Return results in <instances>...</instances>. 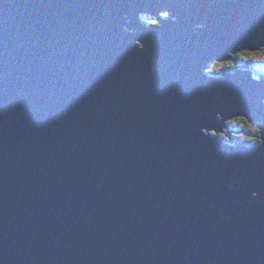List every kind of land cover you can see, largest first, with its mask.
<instances>
[{
    "label": "water",
    "instance_id": "water-1",
    "mask_svg": "<svg viewBox=\"0 0 264 264\" xmlns=\"http://www.w3.org/2000/svg\"><path fill=\"white\" fill-rule=\"evenodd\" d=\"M261 42L264 0H0V264H264V145L219 135L264 79L205 70Z\"/></svg>",
    "mask_w": 264,
    "mask_h": 264
},
{
    "label": "trees",
    "instance_id": "trees-1",
    "mask_svg": "<svg viewBox=\"0 0 264 264\" xmlns=\"http://www.w3.org/2000/svg\"><path fill=\"white\" fill-rule=\"evenodd\" d=\"M146 15H148V16H152V15H150V14H142L141 15L142 19L145 22H147L148 24L158 25V24H153L152 23L153 20L158 21L159 24H160V21L157 20L156 16L152 17L153 19L149 22V21L146 20ZM234 56H236L238 58V60L241 62V63H239V65H235L234 62L232 61L233 62V67H235V68H238V69L239 68H243V69L251 70L252 72L253 71H258L259 69L260 70L261 69H264V58L257 57L258 58L257 59L256 57L254 58L252 56H247L246 58H241V57L237 56L236 54ZM211 64L212 63H210L208 67H210ZM225 66H227V69H229V66L228 65H225ZM226 72H231V71H226ZM224 74H226V73H224ZM258 76L259 77L262 76L261 79H264V74L263 73L262 74H258ZM236 120L239 121V122H241V124H239L237 127H233V129H236L237 132H241L243 130V128H244L243 125L245 126V128H249V125L250 124L249 123L246 124V122H244V121H248L246 118L243 119L244 121H242L239 118H237ZM258 132H259V130H258ZM250 136H253L254 138H250ZM240 138L241 139L239 141H237L236 143H234V144H238V145L239 144L253 145V144H257L258 140H260L259 134L254 133V130L253 129H252L251 134H246V135L240 136ZM224 139H226V138H224Z\"/></svg>",
    "mask_w": 264,
    "mask_h": 264
},
{
    "label": "rangeland",
    "instance_id": "rangeland-1",
    "mask_svg": "<svg viewBox=\"0 0 264 264\" xmlns=\"http://www.w3.org/2000/svg\"><path fill=\"white\" fill-rule=\"evenodd\" d=\"M150 15H152V14H150ZM152 17H154L153 15L152 16H148V15H146V20L147 21H151L153 18ZM239 52V51H238ZM235 54V53H234ZM234 54L232 55V58H233V56H234ZM231 58V59H232ZM257 58V57H256ZM231 59H226V60H231ZM217 62V60H213V62ZM224 61V60H223ZM223 61H219V62H223ZM212 61H210L209 62V64L211 63ZM212 62V63H213ZM241 63V62H240ZM226 67H225V65L223 66V67H219L218 66V64H216V65H211L210 67H208V68H206L205 70L207 71V73L209 74V75H213V76H217V77H220V76H223V75H225L223 72H226V71H231V72H228V73H232V72H234V71H237L238 70V68H235V67H231V68H229V69H225ZM259 72H261V73H264V69H261V70H258V71H253L252 73H253V75H256L257 73H259ZM255 77H257V76H255ZM258 78V77H257ZM234 121V122H233ZM232 122L229 120L228 122H231V124H241V122H239V121H237V120H233ZM247 123H249L250 125H249V128H245V126L243 125V130H242V135H230V137H229V133L228 132H221L219 135H221V137L222 138H226V140L228 141V143H231V141H230V139H234V140H237V141H239L241 138H240V136H243V135H246V134H251V132H252V129L254 130V133H256V134H259V132H258V128L256 127L257 125L256 124H259V123H257V122H248L247 121ZM254 123H256V124H254ZM213 133V132H212ZM216 133V132H215ZM214 133V134H215ZM215 135H217V134H215ZM250 138H254L253 136H250Z\"/></svg>",
    "mask_w": 264,
    "mask_h": 264
},
{
    "label": "snow or ice",
    "instance_id": "snow-or-ice-1",
    "mask_svg": "<svg viewBox=\"0 0 264 264\" xmlns=\"http://www.w3.org/2000/svg\"><path fill=\"white\" fill-rule=\"evenodd\" d=\"M159 7H168V5L167 4H161V5H159ZM158 14L163 16V17H166L167 19H173V20L176 19V17L172 15L171 10L159 11ZM152 23L153 24H159V22L156 20H153ZM198 26L203 27V25H198ZM161 27H158L157 29H159ZM158 35H159V32H155V35L153 36V38H155ZM262 47H264V42H261L259 44V46H257V47L242 46L243 51L237 52L236 55L241 57V58H246L247 56H251V53L255 52L257 49H261ZM238 48H241V47H238ZM140 49L145 53H147L150 50L148 47H145L143 45L141 46ZM224 65H228L229 68H231V67H233V62H232V60H224L222 63L218 62L219 67H223ZM239 119L243 120L244 117H239ZM256 145H264V140H258ZM209 171L214 172V173L219 172L220 166L216 163H213L211 165Z\"/></svg>",
    "mask_w": 264,
    "mask_h": 264
},
{
    "label": "flooded vegetation",
    "instance_id": "flooded-vegetation-1",
    "mask_svg": "<svg viewBox=\"0 0 264 264\" xmlns=\"http://www.w3.org/2000/svg\"><path fill=\"white\" fill-rule=\"evenodd\" d=\"M231 60L234 62L235 65H239V63H240V61L238 60V58H237L236 56H233V58H232ZM212 62H213V61H212ZM212 62H211V63H212ZM216 64H218V61H217V62H216V61L213 62L211 65H216ZM211 65H210V66H211ZM235 65H234V66H235ZM225 67H226L225 69H227V66H225ZM259 70H260V69H259ZM224 73H228V72H224ZM258 74H262V73L259 72V73H257L256 75H254V77L257 76L258 78L255 77L256 79H261L262 76L259 77ZM263 74H264V73H263ZM235 120H236V119H235ZM242 121H244V120H242ZM231 122H232V121H231ZM231 122H229V125L231 124ZM244 122H246V124H247V121H244ZM254 124H256V123H254ZM256 125H257L256 127H257L258 130H259V124H256ZM259 137H260V136H259ZM255 143H256V142H255Z\"/></svg>",
    "mask_w": 264,
    "mask_h": 264
},
{
    "label": "clouds",
    "instance_id": "clouds-1",
    "mask_svg": "<svg viewBox=\"0 0 264 264\" xmlns=\"http://www.w3.org/2000/svg\"><path fill=\"white\" fill-rule=\"evenodd\" d=\"M252 57H261L264 58V47H262L261 49H257L255 52L251 53Z\"/></svg>",
    "mask_w": 264,
    "mask_h": 264
},
{
    "label": "bare ground",
    "instance_id": "bare-ground-1",
    "mask_svg": "<svg viewBox=\"0 0 264 264\" xmlns=\"http://www.w3.org/2000/svg\"><path fill=\"white\" fill-rule=\"evenodd\" d=\"M213 60H216V59H213ZM213 60H212V61H213ZM230 121H231V120H230ZM253 122H254V121H253Z\"/></svg>",
    "mask_w": 264,
    "mask_h": 264
}]
</instances>
